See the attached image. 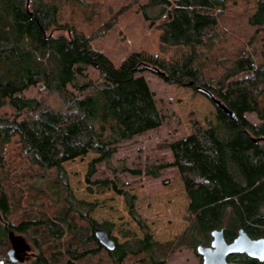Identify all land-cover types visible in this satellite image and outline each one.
<instances>
[{
	"label": "trees",
	"instance_id": "1",
	"mask_svg": "<svg viewBox=\"0 0 264 264\" xmlns=\"http://www.w3.org/2000/svg\"><path fill=\"white\" fill-rule=\"evenodd\" d=\"M237 1L128 0L126 7L137 5L159 31L166 54L134 50L115 64L93 47L92 33L62 22L66 3L76 2L92 18L98 7L86 0H0V249L12 245L13 232L32 249L28 264H81L94 257L110 264H166L178 244L196 250L211 245L214 229H223L228 242L241 228L264 237V0H252L249 38L229 49L221 17ZM122 10H109L107 28ZM145 71L212 101L198 87L206 88L236 115L212 101L214 119H193L189 135L166 143L173 161L144 169L122 165L123 171L151 176L178 168L189 197V225L172 242L153 237L134 193L114 179H92L97 164H109L122 141L160 127L166 117L140 74ZM32 86L39 96L25 94ZM89 152L98 154L86 174L90 189L112 186L124 195L142 237L119 242L111 235L112 222L91 216L97 202L74 194L63 163ZM20 167L24 171L16 174ZM50 171L55 175L47 181ZM24 204L33 212L24 208L23 218H12ZM97 228L115 240L113 249L98 240ZM9 251L6 257L0 252V261L26 264L13 262ZM233 258L264 264L246 255Z\"/></svg>",
	"mask_w": 264,
	"mask_h": 264
},
{
	"label": "rangeland",
	"instance_id": "2",
	"mask_svg": "<svg viewBox=\"0 0 264 264\" xmlns=\"http://www.w3.org/2000/svg\"><path fill=\"white\" fill-rule=\"evenodd\" d=\"M88 6L97 8V13L89 18L83 9L75 4L66 3L62 8V22H73L93 35V47L105 53L115 64H119L123 57L134 50H146L157 54L162 51L159 42V31L149 26L137 5L126 7L128 0H86ZM106 8L108 11L106 12ZM122 8L121 15L110 28L104 24L109 10ZM254 8L252 0H239L230 3L221 17L222 25L230 32L227 40L229 49H236L249 38L252 28L248 25V15ZM147 79L155 93L157 106L166 115L162 125L132 140L122 141L119 149L114 153L111 162L97 164V172L92 179H114L119 188L128 190L136 195L135 206L148 224L153 237L160 242L176 241L189 225L187 206L189 197L177 167L163 169L158 176H151L143 172L133 174L123 171L122 165L130 168L144 169L148 164L163 161H173V153L166 146L167 142L189 135L192 121L197 119L206 124L208 119L216 117L217 109L214 103L204 94L196 92L191 87H180L165 82L151 71L140 73ZM90 76L96 77L91 70ZM82 80V78H81ZM27 96H39V87L32 86L25 91ZM253 121H258L255 114L248 115ZM98 154L89 152L63 163L74 194L87 201L97 202V207L90 213L98 222L113 223L111 235L119 242L127 239L142 237L143 232L129 213V206L124 195L115 191L112 186L99 187L92 184V190L86 181L89 163ZM25 167V164H23ZM16 172L21 174L22 167ZM47 175L49 181L55 175L53 171ZM24 208L33 212L34 207L26 204L16 211L12 218H23ZM32 208V209H31ZM127 234V235H125ZM11 246L0 249L5 257ZM28 264V262H25ZM132 263L127 259L124 264ZM0 264H4L1 260ZM81 264H110L106 259L94 257ZM166 264H201V257L197 250L186 244H178L169 252Z\"/></svg>",
	"mask_w": 264,
	"mask_h": 264
},
{
	"label": "water",
	"instance_id": "3",
	"mask_svg": "<svg viewBox=\"0 0 264 264\" xmlns=\"http://www.w3.org/2000/svg\"><path fill=\"white\" fill-rule=\"evenodd\" d=\"M29 4V3H28ZM210 96L212 101L221 107L223 110L234 119L236 115L233 111L229 110L221 100L217 99L213 93L203 87H198ZM264 140V137H262ZM95 234L98 240L106 247L113 249L115 247V240L103 228H97ZM213 241L210 246L200 245L197 247V252L203 258V264H246L244 262H230L228 255L235 253H247L250 257L264 261V237L253 238L249 236L243 228L239 229L238 235L231 242H228L223 229H214L212 231ZM13 249H10V258L15 260L16 254L14 248L22 246L23 248L30 247L23 237H19L13 232H10Z\"/></svg>",
	"mask_w": 264,
	"mask_h": 264
},
{
	"label": "flooded vegetation",
	"instance_id": "4",
	"mask_svg": "<svg viewBox=\"0 0 264 264\" xmlns=\"http://www.w3.org/2000/svg\"><path fill=\"white\" fill-rule=\"evenodd\" d=\"M211 244H212V242H211ZM207 246H210V245H207ZM10 249H13V245H11ZM14 250L16 252V254H14V258H16V259L15 260L12 259V260H13V262H19V263L27 262L29 260V258H30V254L33 253L31 247H27V248L24 247L23 248L22 246H20V247H17V248L15 247ZM235 255H246V256L250 257L247 253H244V252L235 253V254L228 255V261H230V262H243V261L234 259L233 256H235ZM200 257H201V264H203V258H202L201 255H200Z\"/></svg>",
	"mask_w": 264,
	"mask_h": 264
}]
</instances>
